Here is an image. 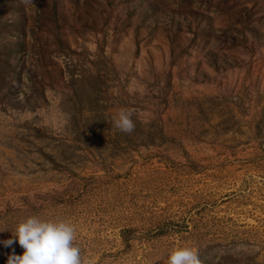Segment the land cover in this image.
Segmentation results:
<instances>
[{
    "label": "rangeland",
    "instance_id": "obj_1",
    "mask_svg": "<svg viewBox=\"0 0 264 264\" xmlns=\"http://www.w3.org/2000/svg\"><path fill=\"white\" fill-rule=\"evenodd\" d=\"M0 264H264V0H0Z\"/></svg>",
    "mask_w": 264,
    "mask_h": 264
}]
</instances>
